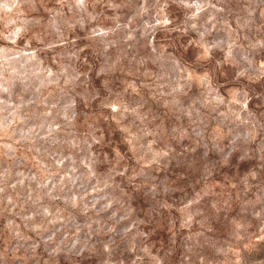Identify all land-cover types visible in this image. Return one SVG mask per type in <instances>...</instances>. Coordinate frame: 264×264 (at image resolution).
Listing matches in <instances>:
<instances>
[{"label":"clouds","instance_id":"1","mask_svg":"<svg viewBox=\"0 0 264 264\" xmlns=\"http://www.w3.org/2000/svg\"><path fill=\"white\" fill-rule=\"evenodd\" d=\"M0 264H264V0H0Z\"/></svg>","mask_w":264,"mask_h":264}]
</instances>
